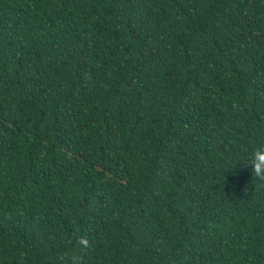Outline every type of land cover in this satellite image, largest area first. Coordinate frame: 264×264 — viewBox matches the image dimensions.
Instances as JSON below:
<instances>
[{
  "label": "trees",
  "instance_id": "trees-1",
  "mask_svg": "<svg viewBox=\"0 0 264 264\" xmlns=\"http://www.w3.org/2000/svg\"><path fill=\"white\" fill-rule=\"evenodd\" d=\"M264 0H0V264H264Z\"/></svg>",
  "mask_w": 264,
  "mask_h": 264
},
{
  "label": "clouds",
  "instance_id": "clouds-1",
  "mask_svg": "<svg viewBox=\"0 0 264 264\" xmlns=\"http://www.w3.org/2000/svg\"><path fill=\"white\" fill-rule=\"evenodd\" d=\"M254 178H264V146L257 148L252 154L250 163Z\"/></svg>",
  "mask_w": 264,
  "mask_h": 264
}]
</instances>
